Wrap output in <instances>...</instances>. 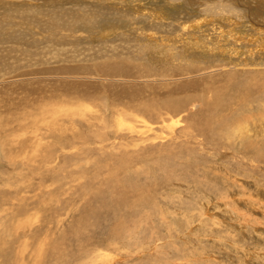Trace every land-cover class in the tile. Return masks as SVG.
I'll list each match as a JSON object with an SVG mask.
<instances>
[{"label":"rangeland","instance_id":"374dc122","mask_svg":"<svg viewBox=\"0 0 264 264\" xmlns=\"http://www.w3.org/2000/svg\"><path fill=\"white\" fill-rule=\"evenodd\" d=\"M226 1L11 2L0 264H264V0Z\"/></svg>","mask_w":264,"mask_h":264},{"label":"bare ground","instance_id":"6f19581e","mask_svg":"<svg viewBox=\"0 0 264 264\" xmlns=\"http://www.w3.org/2000/svg\"><path fill=\"white\" fill-rule=\"evenodd\" d=\"M13 1V0H12ZM11 0L9 1V2H1L0 4H2V5H4V8L3 7H0L1 9H0V17L1 16H4V18H8V16L10 15V14H14V13H16L17 12V10L15 11L13 8H12V2ZM17 1V0H16ZM20 1V0H19ZM29 1V0H28ZM230 1L231 0H227L224 4H220V2L218 3V5H216V6H218L216 9V11H218V10H220V11H218V12H221V16H222V19L223 18H230L231 16H233L234 15V12L236 13L235 14V16H238L239 17V15H241L236 9H237V6L234 4V3H230ZM217 2V1H216ZM11 3V4H10ZM204 4V3H203ZM215 4V3H214ZM220 4V5H219ZM9 6V7H8ZM215 6V5H214ZM242 6V5H241ZM18 8H19V10L21 9V7H19L18 6ZM4 9V10H3ZM215 9V8H214ZM240 9V8H239ZM3 10V11H2ZM210 10V9H209ZM243 12V11H242ZM218 15V14H217ZM262 15V14H261ZM243 16H244V18H246L245 16H247V14L246 15H244V13H243ZM243 16H241V17H243ZM240 17V18H241ZM254 18V17H253ZM221 19V20H222ZM245 20V19H244ZM229 21V20H228ZM237 21V20H236ZM235 21V22H236ZM256 21V20H255ZM231 22V21H230ZM242 22V21H241ZM262 22V21H261ZM0 23H1V21H0ZM231 24H233V23H231ZM234 25V24H233ZM0 26H1V24H0ZM237 26V25H236ZM256 26V25H255ZM234 27L235 26H233L232 28H230V30H229V33H232L233 32V35L234 36H236L237 35V31H235V29H234ZM2 29L3 30H7V28H6V26L5 25H3L2 26ZM223 31V30H222ZM221 31V32H222ZM6 32H0V35L1 34H5ZM226 37V36H225ZM219 38V37H218ZM239 38L240 37H237L236 39H234L235 41H238L239 40ZM196 42V41H195ZM216 43V42H215ZM214 42H213V44L212 45H216ZM218 43V42H217ZM191 44V43H190ZM205 44H206V42H205ZM193 45V44H192ZM194 45H196L197 46V44H194ZM208 45V44H207ZM195 46V47H196ZM221 47V44H218L216 47ZM253 46H254V44H253ZM199 47V46H198ZM197 47V48H198ZM254 47H256V46H254ZM207 48H209V47H207ZM214 47H212V49H213ZM206 49V48H205ZM216 49V48H215ZM4 50H5V52H4ZM20 49H19V42L18 41H16L15 42V44H14V46L12 47V48H1L0 47V62H3V61H5V63H6V61H7V59L9 60L12 56H13V53H15V52H18ZM214 50V49H213ZM219 50V49H218ZM262 50V49H261ZM260 50V51H261ZM1 51H3V52H1ZM209 51H211V49L209 50ZM216 52V51H215ZM221 52V51H220ZM249 52V51H248ZM255 53V52H254ZM7 65V64H6ZM4 67V66H3ZM7 67V66H6ZM5 68V67H4ZM3 70V69H2ZM7 72V71H6ZM140 95V94H139ZM196 97H198V95H196L195 97H192L191 99H194V98H196ZM117 98V97H116ZM119 98V97H118ZM132 98V97H131ZM192 102H196V103H192ZM146 102H142V104H145ZM150 103V102H149ZM148 103V105H147V112H150V109L148 108L149 106H151L152 104H153V102L152 103H150L149 104ZM156 104H158V106H160L159 108H165V109H168L167 107H165V106H162V105H160L159 103H156ZM189 107L191 108V106H198V107H201V102L200 101H198V100H192L189 104ZM154 106H156V105H153L152 107H154ZM188 107V106H187ZM188 107V108H189ZM158 108V109H159ZM187 109V108H186ZM169 110V109H168ZM193 110V109H192ZM152 111V110H151ZM170 111V110H169Z\"/></svg>","mask_w":264,"mask_h":264}]
</instances>
